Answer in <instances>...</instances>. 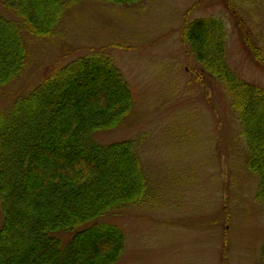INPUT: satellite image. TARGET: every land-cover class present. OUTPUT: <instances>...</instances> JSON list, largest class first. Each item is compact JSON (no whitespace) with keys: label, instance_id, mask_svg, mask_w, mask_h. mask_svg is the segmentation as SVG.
Here are the masks:
<instances>
[{"label":"rangeland","instance_id":"1","mask_svg":"<svg viewBox=\"0 0 264 264\" xmlns=\"http://www.w3.org/2000/svg\"><path fill=\"white\" fill-rule=\"evenodd\" d=\"M237 15L243 30L227 0H87L66 11L52 40L25 33L26 66L0 91V110L89 53L109 55L129 85V117L94 136L135 140L146 178L140 203L106 217L125 231L117 264H264V200L245 166L240 124L180 32L197 17L223 18L231 68L264 87V66L245 43L247 36L264 53V4H245Z\"/></svg>","mask_w":264,"mask_h":264},{"label":"trees","instance_id":"2","mask_svg":"<svg viewBox=\"0 0 264 264\" xmlns=\"http://www.w3.org/2000/svg\"><path fill=\"white\" fill-rule=\"evenodd\" d=\"M85 1L0 0V91L25 69V33L52 40L66 11ZM248 3L260 7L264 0H227L237 19ZM180 32L201 71L221 85L241 127L245 166L257 177L256 197L264 200V87L231 68L223 18L197 17ZM245 43L264 66L262 49L247 36ZM132 104L113 59L89 53L0 110V264H117L125 231L106 217L140 203L146 178L135 140L94 136L127 119Z\"/></svg>","mask_w":264,"mask_h":264}]
</instances>
